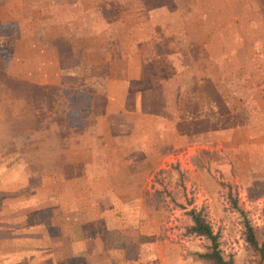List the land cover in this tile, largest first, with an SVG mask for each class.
<instances>
[{"label":"crops","instance_id":"1","mask_svg":"<svg viewBox=\"0 0 264 264\" xmlns=\"http://www.w3.org/2000/svg\"><path fill=\"white\" fill-rule=\"evenodd\" d=\"M257 2L0 0V51L8 50L0 61V89L15 103L21 95L32 105L33 142H64L60 162L37 172L23 160L17 131L8 139L14 160L0 166V264H168L179 258L175 245L160 236L165 210H151L145 201L152 171L219 134L223 142L211 150L225 164L241 157L251 138L242 124L208 130L201 143L183 134L179 67L204 94L216 92L214 73L229 74L221 65L227 43L200 31L244 28L247 22L255 27V15L264 11ZM12 29V36L5 32ZM188 36L192 49L209 55L210 45L222 50L207 56L201 73L188 74L194 59L172 50L173 38ZM261 58L256 56L255 77L264 90ZM223 105L220 118L230 119L232 106ZM72 111L80 119L55 118ZM220 111L211 99L193 115L201 113L214 126Z\"/></svg>","mask_w":264,"mask_h":264},{"label":"rangeland","instance_id":"2","mask_svg":"<svg viewBox=\"0 0 264 264\" xmlns=\"http://www.w3.org/2000/svg\"><path fill=\"white\" fill-rule=\"evenodd\" d=\"M248 1L250 5L258 4L257 0ZM261 1L264 6V0ZM253 20L256 22L253 28L247 22L243 25L246 26L244 28L214 31L207 28L200 31L207 36L216 33V41L224 36L227 43V57L221 65L224 72L229 74L220 78L214 73L216 79H213V84L216 92L204 94L197 82L194 79L192 82L185 70L179 67L181 78L177 77L175 86L180 94L177 109H180L179 113H183L179 116L178 123L183 134L194 135L196 142L198 140L201 143L206 142L204 134L208 130L210 132L213 129L216 133L242 124L249 129L251 138L244 149L246 153L241 151V157L244 155L245 158L235 155L230 162L223 164L222 160L214 157L211 148L223 142V134H219L215 136L213 143H204V146L188 156L184 148L177 153L178 155L184 151L181 160H173L168 162L166 168L152 171L151 190L144 191L145 201L151 210H165L160 236L174 244L179 255L177 259H169L168 264H206L197 253L205 252L209 241L187 230L191 224V210L199 211L208 222L216 235L220 253L226 258L230 257L233 264H264V90L258 84L262 78L255 77L258 75L257 55H263L260 65L264 67V11L262 14H256ZM5 32L12 36L15 31L12 29ZM189 36L186 39L173 38L172 50L174 52V49H181L182 55L194 59L188 74L201 73L203 66L210 63L208 57H217L222 54V50L217 45H210L209 55L205 49H192L188 46ZM6 53L7 49H1L0 61L4 60ZM174 54H180V51ZM182 63L183 61L179 60L180 66ZM201 86L209 91L208 84ZM16 97L19 99L17 103L0 89V141L6 144L7 152V156H4L6 158L0 159V166L9 165L14 160V146L7 141L16 131L17 144L30 169L39 172L38 169H45L52 161L60 162L64 142L57 137L53 141L33 142L32 124L37 119L36 115L24 96ZM6 99L15 104L10 105ZM211 99L215 106L221 107V115L212 121L214 126L206 123V117H202L201 113L198 116L193 115L196 107L202 109ZM226 101L232 106L233 112L232 117L227 120L220 118L224 116L222 104ZM94 112L95 110L90 111L87 115V123ZM191 116L194 117L190 119ZM63 117L77 120L80 119V114L75 111L55 114L57 120ZM15 121L20 126H14ZM71 143L73 144V141ZM222 164L225 165L223 169ZM28 193L29 190L24 192V197H27ZM246 225L251 226L253 230L257 249L245 241ZM167 252L170 255L171 250L167 249Z\"/></svg>","mask_w":264,"mask_h":264},{"label":"trees","instance_id":"3","mask_svg":"<svg viewBox=\"0 0 264 264\" xmlns=\"http://www.w3.org/2000/svg\"><path fill=\"white\" fill-rule=\"evenodd\" d=\"M191 215V224L187 227L189 233L203 236L209 241V245L205 252L197 253V256L205 261L206 264H233L230 257H224L217 245L216 235L213 234L208 222L200 214L199 211L191 210L189 212ZM263 237H264V227H263ZM264 239V238H263ZM245 241L254 249L258 248L257 240L253 233L251 226L246 225L245 229ZM264 241V240H263ZM263 252V250L261 249Z\"/></svg>","mask_w":264,"mask_h":264}]
</instances>
